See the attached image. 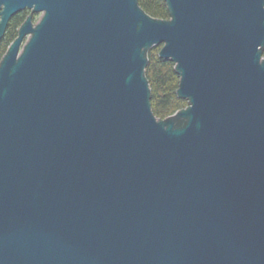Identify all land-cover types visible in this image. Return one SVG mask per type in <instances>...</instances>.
Masks as SVG:
<instances>
[{
    "label": "water",
    "instance_id": "1",
    "mask_svg": "<svg viewBox=\"0 0 264 264\" xmlns=\"http://www.w3.org/2000/svg\"><path fill=\"white\" fill-rule=\"evenodd\" d=\"M164 2L0 0V264H264V0Z\"/></svg>",
    "mask_w": 264,
    "mask_h": 264
},
{
    "label": "trees",
    "instance_id": "2",
    "mask_svg": "<svg viewBox=\"0 0 264 264\" xmlns=\"http://www.w3.org/2000/svg\"><path fill=\"white\" fill-rule=\"evenodd\" d=\"M138 2L150 15L160 18L168 17L164 0H138ZM22 20L23 17L18 14L10 19L4 35L5 39L11 41L16 36L17 28ZM159 48L156 46L149 51L146 76L151 87L152 110L157 117L164 118L175 110L186 106L187 102L176 96L178 76L174 71L173 63L158 56Z\"/></svg>",
    "mask_w": 264,
    "mask_h": 264
},
{
    "label": "rangeland",
    "instance_id": "3",
    "mask_svg": "<svg viewBox=\"0 0 264 264\" xmlns=\"http://www.w3.org/2000/svg\"><path fill=\"white\" fill-rule=\"evenodd\" d=\"M28 13H29V10H27V9H25V10H23V11H20L19 13H17L19 16H21V17H23V19L28 15ZM40 14H38V13H35V14H33V22L35 23V22H37L38 20H39V18H40ZM27 39V36L24 38V40H23V42L25 41ZM10 43V40H8V39H5V37H4V39L1 41V43H0V51H1V55L4 53V51H5V49H6V47H7V45ZM1 57V56H0Z\"/></svg>",
    "mask_w": 264,
    "mask_h": 264
},
{
    "label": "flooded vegetation",
    "instance_id": "4",
    "mask_svg": "<svg viewBox=\"0 0 264 264\" xmlns=\"http://www.w3.org/2000/svg\"><path fill=\"white\" fill-rule=\"evenodd\" d=\"M34 14H35V13H34ZM38 14H40V13H38ZM24 19H25V18H24ZM24 19H23V20H24ZM23 20H22V21H23ZM32 20H33V17H32ZM22 21H21V22H22ZM21 22H20V24H21ZM20 24H19V25H20Z\"/></svg>",
    "mask_w": 264,
    "mask_h": 264
}]
</instances>
